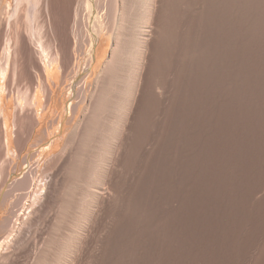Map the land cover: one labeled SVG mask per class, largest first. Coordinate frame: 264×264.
Listing matches in <instances>:
<instances>
[{"label": "rangeland", "instance_id": "1", "mask_svg": "<svg viewBox=\"0 0 264 264\" xmlns=\"http://www.w3.org/2000/svg\"><path fill=\"white\" fill-rule=\"evenodd\" d=\"M163 5L151 84L115 171L117 197L111 199L117 200L104 206L102 233L92 238L85 263L264 264V0H163ZM107 35L103 28L95 46L100 58L93 82L109 58ZM42 50L49 74L58 79L53 107L45 110L41 96L38 119L46 112L20 163L39 148L32 146L45 136L44 127L56 129L43 141L59 140L56 152L73 128L65 110L68 87L43 44ZM7 54L11 58L12 47ZM87 54L78 56L76 70ZM7 67L0 73V95L13 120L20 99L9 96L10 60ZM54 108L63 111L56 124ZM16 197L5 204L0 193V221L16 219ZM49 225L45 238L52 233ZM1 227L0 239L7 235Z\"/></svg>", "mask_w": 264, "mask_h": 264}, {"label": "bare ground", "instance_id": "2", "mask_svg": "<svg viewBox=\"0 0 264 264\" xmlns=\"http://www.w3.org/2000/svg\"><path fill=\"white\" fill-rule=\"evenodd\" d=\"M5 2L0 0V73L5 74L10 60L7 89L10 97L15 95L20 101L12 120L0 95V193L5 204L17 194L12 207L16 219L9 215L0 221L7 231L0 239V264H86L96 239L92 238L97 231L102 233L98 227L105 205L114 194L117 197L114 177L124 140L151 84L163 0ZM103 28L108 29L106 40L112 47L93 82L95 62L100 58L95 46ZM42 44L68 87L65 110L73 128L56 152L59 140L43 143L56 129L50 132L44 127L45 136L32 146L39 148L20 163L46 112L39 120L41 96L48 111L57 86L58 79L46 67ZM10 47L11 58L7 54ZM87 51L86 62L81 68L76 65V70V59ZM53 114L57 115L51 123L63 117L57 108ZM27 197L29 202L24 203ZM17 206L22 208L20 213L13 209ZM49 222L52 233L45 238Z\"/></svg>", "mask_w": 264, "mask_h": 264}]
</instances>
